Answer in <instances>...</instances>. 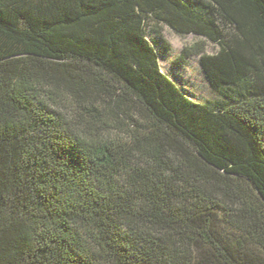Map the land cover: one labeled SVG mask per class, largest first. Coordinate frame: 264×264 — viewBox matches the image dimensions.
Segmentation results:
<instances>
[{
	"label": "trees",
	"instance_id": "16d2710c",
	"mask_svg": "<svg viewBox=\"0 0 264 264\" xmlns=\"http://www.w3.org/2000/svg\"><path fill=\"white\" fill-rule=\"evenodd\" d=\"M0 264H264V0H0Z\"/></svg>",
	"mask_w": 264,
	"mask_h": 264
},
{
	"label": "rangeland",
	"instance_id": "374dc122",
	"mask_svg": "<svg viewBox=\"0 0 264 264\" xmlns=\"http://www.w3.org/2000/svg\"><path fill=\"white\" fill-rule=\"evenodd\" d=\"M163 35L170 49L164 50L157 47L159 62L164 73H166L189 97L196 101H207L217 97L211 88L204 71L199 63L200 55H194L185 63L176 61L185 46L203 40L202 37L193 33L180 34L169 26H163ZM208 52L215 50L216 45L205 41Z\"/></svg>",
	"mask_w": 264,
	"mask_h": 264
}]
</instances>
